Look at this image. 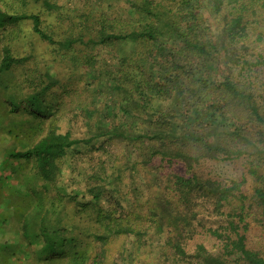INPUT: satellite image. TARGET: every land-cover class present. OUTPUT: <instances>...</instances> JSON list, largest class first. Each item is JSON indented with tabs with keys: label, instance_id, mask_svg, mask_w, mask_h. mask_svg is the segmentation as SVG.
Listing matches in <instances>:
<instances>
[{
	"label": "trees",
	"instance_id": "trees-1",
	"mask_svg": "<svg viewBox=\"0 0 264 264\" xmlns=\"http://www.w3.org/2000/svg\"><path fill=\"white\" fill-rule=\"evenodd\" d=\"M130 3L131 18L92 10L81 32L64 39L46 31L39 13L0 7V36L29 21L85 69L75 80L90 92L85 105L79 95L81 116L62 113L47 97L54 76L38 70L42 86L32 78L20 84L14 69L32 58L4 47L0 130L18 141L7 153L19 163L11 174L38 199L36 210L15 211L20 231L48 264L66 255L85 264L98 243L115 237L149 238L151 246L152 232L165 241L147 264H264L248 236L252 224L264 226V0ZM103 48L117 54L103 59ZM218 61L227 75L214 80ZM107 140L120 151L111 153ZM82 146L99 151L91 157L99 167L87 176L73 156ZM237 160L242 180L205 172L209 162ZM44 196L51 209L41 214Z\"/></svg>",
	"mask_w": 264,
	"mask_h": 264
},
{
	"label": "rangeland",
	"instance_id": "rangeland-1",
	"mask_svg": "<svg viewBox=\"0 0 264 264\" xmlns=\"http://www.w3.org/2000/svg\"><path fill=\"white\" fill-rule=\"evenodd\" d=\"M50 1L55 4L54 9L47 6L46 0H0V7L10 14L39 13L46 31L50 35L61 39H64L70 33L69 31L81 32V26L86 22L87 15L92 10L95 17L99 15L114 17L121 14L131 18L132 13L130 0ZM95 25L97 26V24ZM6 45H9L19 57L32 58L25 66L14 69L13 79H16L20 84H24L29 78H32L42 86L38 70L49 72L52 77L54 76L56 83L47 91L48 99L54 104H59L58 108L62 110V113H67L70 117H75L74 115L81 116L80 109L76 108L79 105L77 104L79 95L81 93L82 105H85L90 101V92L88 90L83 92V87H88L86 82L81 83L82 80L76 81L75 79L83 76L85 69L74 64V61L58 45L57 47L42 40L33 32V25L29 21L8 26L1 34L0 62ZM106 49L103 48L99 51L103 59H112L117 54L115 49ZM259 49H264V44ZM105 62L106 60L101 64L103 65ZM73 66L77 69H74ZM215 66V72L211 73L212 78L221 80L227 75L226 68L228 69V67H225L222 61H218ZM251 75H253L252 79L255 80L254 74ZM5 78H8V76ZM238 78L242 79V76H238ZM16 91L19 92V89H16ZM28 91L29 89L26 86L24 92ZM178 121L180 124L182 123V119ZM97 144L101 145V142ZM17 145L18 141L15 138H11L6 132L0 130V264H48L47 261L38 259L37 252L40 246L37 243H32L30 239L24 238L23 232L20 231L21 225L18 223L17 215L19 213L15 212L22 211L21 206L23 204L31 205L30 209L34 211L37 209L38 202L37 198H33L31 186H26L23 181L16 179L14 174L10 172V164L18 167L19 163L8 160L7 153ZM103 145L113 154L120 151L119 147L111 141L107 140ZM80 149L73 156L77 161V167L83 169V171L85 170L84 173L87 176L99 167L96 165V161L91 158L93 154L97 156L99 151L96 152L88 146H82ZM205 172L216 179L229 183L232 180L242 178L244 175L243 161L209 162L205 165ZM249 186L250 183H246L245 190ZM68 189L69 192L72 191V187ZM50 204L49 197L44 196V206H41L40 209L41 214L51 209ZM116 207L120 210L123 209L121 200L116 203ZM54 218L56 217H49L51 221H54ZM32 225L39 227L37 223ZM51 225H54V223L51 222ZM250 230L248 232L250 243H254L264 251V226L254 223L251 225ZM148 239L139 241L136 236L115 237L112 242L98 243L94 252L95 258L88 260L85 264H147L161 253L165 241L164 236H158L154 232L150 236L151 246L147 244ZM202 239L210 246L214 243V240L210 238ZM55 257L57 262L53 264H69L70 262L67 255L61 258Z\"/></svg>",
	"mask_w": 264,
	"mask_h": 264
}]
</instances>
